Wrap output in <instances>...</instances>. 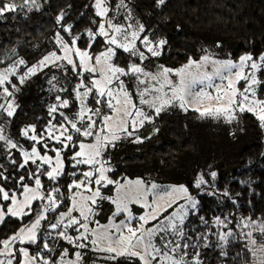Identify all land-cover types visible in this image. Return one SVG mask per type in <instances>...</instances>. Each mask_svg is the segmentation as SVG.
Returning a JSON list of instances; mask_svg holds the SVG:
<instances>
[{
    "label": "snow or ice",
    "instance_id": "6c2138e0",
    "mask_svg": "<svg viewBox=\"0 0 264 264\" xmlns=\"http://www.w3.org/2000/svg\"><path fill=\"white\" fill-rule=\"evenodd\" d=\"M167 4L153 0L152 7ZM40 7L0 0V20ZM136 7L134 0H86L76 12L69 2L55 17L51 49L31 64L10 58L0 71V264H264V216L242 214V193L221 187L212 164L188 184L167 187L112 175L118 142L151 140L160 132L156 118L169 109L235 123L240 132L247 112L264 130V52L221 59L202 49L168 67L159 62L168 39ZM39 73L51 94L45 114L13 131L17 94ZM145 125L151 132L138 135ZM237 183L254 192V181ZM203 197L218 214L204 213ZM105 205L110 215L101 223Z\"/></svg>",
    "mask_w": 264,
    "mask_h": 264
},
{
    "label": "trees",
    "instance_id": "16d2710c",
    "mask_svg": "<svg viewBox=\"0 0 264 264\" xmlns=\"http://www.w3.org/2000/svg\"><path fill=\"white\" fill-rule=\"evenodd\" d=\"M69 2L73 4L74 11L79 12L80 6L86 3V0H48L47 3L38 0L41 7L36 12L8 13L7 19L0 20V55L23 40L29 46L21 49V54L27 56L30 64L34 63L41 52L49 50V43L56 31L55 17ZM134 3L137 5L134 11L139 19L146 26H155L160 34L168 39L169 51L162 56L167 64H185L189 56H201L202 49L217 54L219 58H225L231 53L233 59L247 51L253 52L254 55L264 52V0H168L162 11L152 7L153 0H134ZM217 42L222 45L221 48H215ZM37 48L40 50L36 51ZM124 59L126 54L122 55L120 62L123 63ZM7 63L9 62L5 64ZM2 66L3 64H0V68ZM48 102L29 101L20 107L13 131L18 125L43 117ZM190 116L196 118L198 113L178 112L162 118L161 126L166 133L165 139L157 146H149L148 150H143L139 155L124 158V164L112 173L113 177L120 179L128 165L150 162L152 159L159 160L164 169L169 171L197 160V166L208 165V161L202 163L204 156H201V149L204 140L191 123L187 128L184 125ZM228 125L224 139L219 142L217 139L214 147L210 145L208 152L215 154L212 164L220 174L219 184L221 187H228L234 194L242 193L239 197V211L242 214L264 216V158L260 155L264 152V130L250 113L241 116L239 127L243 128V132L236 130V124ZM234 130L235 137L230 135ZM248 161H251V164H248ZM241 180L255 182L252 184L254 192L251 196L245 185L237 183ZM249 199L252 201L250 206ZM202 202L206 215L219 213L220 210L210 198L203 197ZM109 207L106 206L108 213ZM229 208L231 205H226L225 211ZM14 224L15 222L7 227L8 232L14 230ZM240 247L238 242L233 245L232 251L235 252ZM207 256L209 261L216 259L215 252L208 251ZM234 264H240V261Z\"/></svg>",
    "mask_w": 264,
    "mask_h": 264
},
{
    "label": "rangeland",
    "instance_id": "374dc122",
    "mask_svg": "<svg viewBox=\"0 0 264 264\" xmlns=\"http://www.w3.org/2000/svg\"><path fill=\"white\" fill-rule=\"evenodd\" d=\"M38 2V0H37ZM38 10L33 9L32 12H36ZM28 43H26L23 40H20L16 43L14 48L9 49L4 54L0 55V61H2L3 66L0 68V71L4 70V68L9 64H5L6 62H10V58H17V57H23L25 60L28 61L27 56L24 54H21V49L28 48ZM49 49H51L52 45L49 43ZM40 50L37 48L36 51ZM45 54V52H41L39 58ZM38 58V59H39ZM37 59V60H38ZM223 59V58H221ZM29 62V61H28ZM159 62L165 64L168 67H179L181 65H175V64H167L164 62L162 57L159 58ZM35 63V62H34ZM147 63V62H146ZM48 71L47 69L45 70ZM47 76H45L44 73H39L38 75L32 77L23 87L22 91L17 94V103H19L20 107H22L25 103L29 101H44L47 100L50 102L51 94L47 91L48 85L46 83ZM184 113L180 109H169L167 112H162L160 117L156 118L155 126L160 128V132L156 135H153L155 137L151 140H145L142 144H133L129 143L126 140H122L118 142L117 147L112 150V164L114 166V171L119 169L121 165L124 164L123 159L126 157H131L134 155H139L140 153H143V150H148V147L157 146L160 144L165 138V130L161 126V120L162 118L166 116L173 115L175 113ZM190 112V111H189ZM246 113L240 114L245 115ZM251 114V113H250ZM191 123L193 127H195L198 130V135L202 137L204 140V145L201 149V156H204L202 159V163L208 161L207 164H212V158L215 156V154L211 155L209 154V148H211L210 145L214 147L215 141L218 139L219 141H222L224 139V136L226 134V131L228 129V124L225 123L223 120H217L212 117H206L203 119H200L198 117L194 118L193 116H190L184 123L185 127L187 128ZM235 124V123H234ZM231 125V126H234ZM153 125H145V128L141 129L138 135L144 136L151 132ZM188 130V129H187ZM217 142V146H218ZM147 145L145 146L144 144ZM206 157H208L206 159ZM148 161V160H147ZM197 162H191L189 165L181 166L179 165L174 170H167L164 169L163 164L159 160H151L150 162L145 163H136L132 165H128L125 168V172L122 175V177H127L128 179L135 180L137 178H143L146 181L155 182L158 185L167 187L172 185H179V184H187L189 183L195 173L201 169H204V166H197ZM213 165V164H212ZM121 177V178H122ZM123 183V180H121ZM106 206H104V211L101 213L100 220L101 223L107 222V216L110 215V212L108 213L106 211ZM135 223V222H134ZM251 260H255L254 257L250 258Z\"/></svg>",
    "mask_w": 264,
    "mask_h": 264
}]
</instances>
